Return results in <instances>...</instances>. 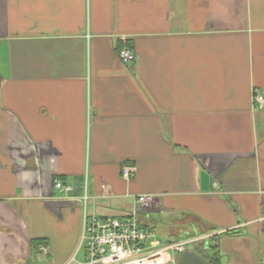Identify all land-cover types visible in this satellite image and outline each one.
<instances>
[{
    "label": "crops",
    "instance_id": "obj_1",
    "mask_svg": "<svg viewBox=\"0 0 264 264\" xmlns=\"http://www.w3.org/2000/svg\"><path fill=\"white\" fill-rule=\"evenodd\" d=\"M133 212L166 264H264V0H0V264Z\"/></svg>",
    "mask_w": 264,
    "mask_h": 264
},
{
    "label": "built area",
    "instance_id": "obj_2",
    "mask_svg": "<svg viewBox=\"0 0 264 264\" xmlns=\"http://www.w3.org/2000/svg\"><path fill=\"white\" fill-rule=\"evenodd\" d=\"M133 56L127 49L119 51V59L124 65L133 63ZM257 101L262 103L263 97H257ZM134 172L132 166L124 165L121 176L128 181ZM54 187L69 193L72 190L59 181H55ZM134 201L141 207H148L153 197L151 194L140 195ZM83 220L79 247L67 264L76 263V255L81 249L86 260L84 264H166L171 252L180 254L185 251L183 242L161 246L155 232L142 228L134 212L123 219L97 218L92 215ZM38 253L46 256L48 249L39 247Z\"/></svg>",
    "mask_w": 264,
    "mask_h": 264
},
{
    "label": "rangeland",
    "instance_id": "obj_3",
    "mask_svg": "<svg viewBox=\"0 0 264 264\" xmlns=\"http://www.w3.org/2000/svg\"><path fill=\"white\" fill-rule=\"evenodd\" d=\"M159 241L161 242V244H164L165 240H163V237L159 236ZM41 256V255H39ZM43 257V256H41ZM46 258V257H44ZM85 258H84V253L83 250L81 249L78 254L76 255V263H80V264H84L85 263ZM73 263V264H76ZM32 264H44V262H42V260L40 259V257H38V255H35V258L32 260ZM46 264V263H45Z\"/></svg>",
    "mask_w": 264,
    "mask_h": 264
},
{
    "label": "trees",
    "instance_id": "obj_4",
    "mask_svg": "<svg viewBox=\"0 0 264 264\" xmlns=\"http://www.w3.org/2000/svg\"><path fill=\"white\" fill-rule=\"evenodd\" d=\"M227 234L233 235L234 233L229 232ZM216 238H217L216 236L213 238V243H212V246L210 247V251L208 255V259L211 260L213 263L220 258L219 248L216 243Z\"/></svg>",
    "mask_w": 264,
    "mask_h": 264
},
{
    "label": "water",
    "instance_id": "obj_5",
    "mask_svg": "<svg viewBox=\"0 0 264 264\" xmlns=\"http://www.w3.org/2000/svg\"><path fill=\"white\" fill-rule=\"evenodd\" d=\"M201 190L202 191H208L209 189V176L202 172L201 173Z\"/></svg>",
    "mask_w": 264,
    "mask_h": 264
}]
</instances>
